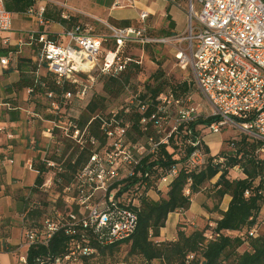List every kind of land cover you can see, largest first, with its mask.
I'll return each instance as SVG.
<instances>
[{"label":"built area","instance_id":"2783aa9c","mask_svg":"<svg viewBox=\"0 0 264 264\" xmlns=\"http://www.w3.org/2000/svg\"><path fill=\"white\" fill-rule=\"evenodd\" d=\"M44 13L45 6L33 5L24 15L42 25ZM187 15L180 36H151L142 26L147 14L141 13L136 27L100 22L108 35L79 22L51 38L28 32L14 40V46L37 49L32 85L26 90L42 95L48 110L43 145L39 149L31 140L37 155L26 164L34 175L31 196L40 198L31 199L29 207L41 217L22 229L21 264H26L31 247L43 249L33 264L98 259L101 249L135 233L143 203L164 199L180 172L189 175L205 164L204 139L193 140L191 99L172 86L154 99L131 95L119 109L97 110L85 120L73 114L76 107L86 111L100 79L141 66L142 56L128 55L129 47L169 46L176 66L191 72L211 116L219 118L205 130L212 135L226 128L237 131L240 138L231 141L243 137L258 145L257 157L264 156V0H189ZM61 18L71 20L64 13ZM11 31L12 13L0 0V34ZM106 44L110 48L104 49ZM14 59L8 52L0 57V67L9 69ZM233 169L241 172L237 166ZM191 184L187 178L184 197H191ZM224 233L228 231L215 233L212 240ZM248 234L255 237L256 230ZM57 236L64 242L62 251L54 254L48 249ZM185 260L192 262L193 252Z\"/></svg>","mask_w":264,"mask_h":264},{"label":"rangeland","instance_id":"374dc122","mask_svg":"<svg viewBox=\"0 0 264 264\" xmlns=\"http://www.w3.org/2000/svg\"><path fill=\"white\" fill-rule=\"evenodd\" d=\"M181 3L184 9L187 11L189 0H181ZM47 11V15L49 16L48 18H53L54 20L56 18L62 20L61 15L63 13L69 15V12L65 9L56 11L51 9ZM18 14L12 13V31L10 32V38L8 39L9 41L4 44L3 40L5 37H0V57L6 55L8 52H11L13 55H15V59L11 61V67H9V69L4 70L0 68V134L3 132H7L9 129L11 133L20 135L19 141H22L20 145H23V148L25 146L24 150H31L32 139L36 140L40 149L43 145L41 132L43 130V126L45 125L44 120H47L48 118V110L47 105L44 101V97L42 95H31V93H28L26 89L17 92L13 88H11V84H6L8 82L7 77L8 79L11 78V76H9L10 73L17 71L18 73H15L16 77H20V75L23 74L25 77L32 79L33 74L31 72L36 69V63L34 60L36 58L37 49L35 47L28 46H14L16 42L13 38L24 37L26 33L20 30L27 27L25 20L30 21V19L24 16V13ZM65 22L66 23L65 25H63L62 31L70 29L73 24L79 23L77 19L73 20V18L69 22ZM81 23L91 25L95 33L98 35L109 34V32L100 22L90 20V22L81 21ZM50 30L60 31L61 28L56 25H52L50 26ZM162 36L163 34H161V37ZM103 48L108 49L110 48V45H103ZM126 53L135 59L142 56L141 66H139L138 68L132 66L126 71V75H129V80L126 85L127 89H124L117 96L106 95L103 92V79H100L98 85L95 87L94 96L103 97L104 101L102 105L103 108L99 109L98 111L105 112L109 110L119 109L122 105L125 104L126 100L131 95L143 94L145 92L144 89H146L147 85L155 86L156 83H158L155 80V75L156 77H159V75H161L158 81L163 82L164 88L162 87V91L170 86H181L182 88H184L183 85H185L187 89L186 92H188L187 94L191 99L190 106H193V115L199 117H209L212 115V109L206 103L205 99L196 88V85L194 84L191 76V72L189 70L182 71L176 66L175 60L173 58V50L169 46L152 45L144 46L143 48L132 46L126 49ZM42 72L43 71L41 70L40 73ZM73 114L81 116L82 120H85L87 118L86 111L82 110V108L80 107L73 108ZM8 122H12L14 124L11 126H8L9 124H5V127L3 123ZM200 135L201 137H206L211 134L205 129H201ZM221 136L225 137L223 140V143L225 145L233 138H240L238 137L239 133L237 131H233L229 128L223 129L221 131ZM12 138L13 137L7 136V139ZM0 140H3V137L1 135ZM223 152L226 153L228 151L224 149L221 153ZM36 155V152L31 151V160L35 159ZM27 157H29V155L25 157V160ZM22 169L23 176H25L26 178H30L31 180V186L24 188L25 192L23 196V209L20 215L24 218L22 220L23 229L24 227L31 226V222H37L41 217V212L36 210L31 213V207H29L31 205V199L39 200L40 198H34L33 196H31V188L33 187L34 183V175L29 172V169L27 170L25 167H23ZM233 170L235 169L228 170L227 178L229 180H234L236 178H245L241 175V172L239 170H236V172L232 174L231 171ZM215 182V178L206 182L200 188V191L197 194L191 195L190 207L188 210L178 211L174 214L169 215L167 217L164 230H160L159 237L157 239L152 238V240L174 242V240L177 239L178 232H182L186 236L190 235L192 232H202V246L205 247L208 243L215 241L212 240L215 236V222L221 219V213H223L221 212V209H224L226 206L225 197L219 199V197L215 193V189L213 188ZM254 184H257V181H255ZM193 202L196 205L195 208L197 209V211L201 213V215L196 219L193 218ZM41 204L43 205V201H41ZM173 222H175L176 227L174 234L171 229ZM252 229L256 230L255 237L249 236L248 233L251 229L248 230L247 226H244L239 230L224 233V235H221L231 240L239 239L240 241H242V244L237 249H227L220 257L218 264H235L238 256L242 255L244 252L250 251L249 244L251 239L264 237V203H261L259 206L256 224ZM172 234L173 238H171ZM199 251V253H202L201 249ZM127 253L128 246L124 245L121 246L112 255H102L97 261H93L89 264H143L139 258L135 256H128ZM197 260V264L202 263L201 258ZM157 263L158 262H154V264Z\"/></svg>","mask_w":264,"mask_h":264},{"label":"trees","instance_id":"16d2710c","mask_svg":"<svg viewBox=\"0 0 264 264\" xmlns=\"http://www.w3.org/2000/svg\"><path fill=\"white\" fill-rule=\"evenodd\" d=\"M34 3L35 0H7L5 1V7L11 13H24ZM159 77L155 75V80L158 82L155 86L147 85L144 89L145 92L141 94L142 99L145 97L154 99L162 91L164 85L162 81H158ZM128 80L129 75H126V73L116 78L104 77L103 92L106 95L117 96L124 90ZM31 85V79L22 74L10 86L19 92L31 88ZM183 86L184 88L175 86L174 89L179 93H188L185 85ZM103 101V97L94 96L87 106L86 113L92 114L103 108ZM218 121V117L194 116L192 124L193 140L201 137V129H206V127ZM202 146L207 155L204 166L193 170V173L189 175L180 172L164 199L158 202L143 203L135 233L128 239L101 249L98 259L102 255H112L121 246L127 245L128 256L139 258L143 264H154V262H158L157 264H186L185 257L190 252H193V261L189 264H197V259L200 258L202 259L201 264H218L220 257L227 249H237L241 246L242 241L239 239L231 240L220 235L215 241L204 247L202 246V232H192L188 236L178 232L175 242L152 240V238L157 239L159 237L160 230L165 227L169 214L189 209L190 198L184 197L182 194L187 178H190L192 182L190 192L195 195L206 182L218 176L213 187L215 193L219 199L226 195L230 196L226 211L221 213V219L215 222V233L233 232L244 226H247L249 230L255 226L259 206L264 203V156L257 157L255 155L258 145L246 142L243 137L237 141L230 140L226 147L230 146L232 150L220 153L217 157H211L208 147L204 144ZM219 158H222L223 161L217 162ZM236 166L240 168L245 178L229 180L227 178L228 170ZM255 181H257V184H254ZM39 183L40 180L36 178L35 184ZM246 192L248 196L245 195ZM63 242V238L55 237L48 250L54 254L61 252ZM249 246L250 251L238 256L235 264H264V237L251 239ZM199 248L202 253H199ZM8 249L6 246L3 247L4 251H8ZM42 252L43 249L31 247L27 252L26 264H33L34 256ZM98 259L87 261L84 264H89Z\"/></svg>","mask_w":264,"mask_h":264},{"label":"crops","instance_id":"0c3cea01","mask_svg":"<svg viewBox=\"0 0 264 264\" xmlns=\"http://www.w3.org/2000/svg\"><path fill=\"white\" fill-rule=\"evenodd\" d=\"M34 6H45L44 23L40 25L35 17L24 15L30 21L25 20L27 27L20 31L43 33L50 38L62 33L63 25L66 23L61 19L48 18L47 10L51 9L55 11L65 9L69 12L71 19H77L79 22L94 20L120 28L140 25L139 15L146 13L147 17L142 22V26L146 28L151 36L157 38H161V34H163L162 37L180 36L186 31L188 25L187 11L184 9L181 0H35ZM52 25L60 27L61 30L51 31L50 26ZM0 37L9 39L10 33H2ZM15 38L13 39L15 40ZM15 73L18 72L15 71L9 74L11 78L8 79L7 77L8 82L6 84H12L19 79L15 76ZM5 124L11 126L14 123H3L4 126ZM7 134L13 138L7 139ZM0 135L3 137V140H0V264H21L18 261L19 255L22 254L18 250V245L22 240V217L20 215L23 209L24 188L31 186V180L23 176L22 168L25 167L28 170L26 164L31 162V150H24L25 146L23 148V145H20L22 142L19 141L20 135L11 133L9 129ZM224 138L221 134H211L203 137L204 144L208 147L211 157H217L226 149V145L223 143ZM27 155L29 157L25 160ZM9 161H13V163L10 164ZM236 170L238 169L231 171L232 174ZM29 172L31 171L29 170ZM241 175L243 176L242 173ZM217 178L218 176L215 177V180ZM224 197L226 206L221 209V212L226 211L230 201V196L226 195ZM195 207L196 205L193 202V218L196 219L201 213ZM175 228V222H173L171 227L173 234ZM161 230H164V228ZM4 246L10 250L4 251Z\"/></svg>","mask_w":264,"mask_h":264}]
</instances>
